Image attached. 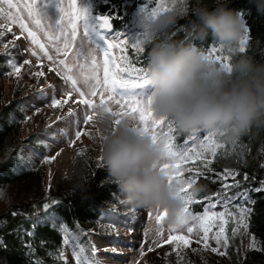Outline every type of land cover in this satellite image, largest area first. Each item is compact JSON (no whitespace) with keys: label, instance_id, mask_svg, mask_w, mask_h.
<instances>
[{"label":"snow or ice","instance_id":"1","mask_svg":"<svg viewBox=\"0 0 264 264\" xmlns=\"http://www.w3.org/2000/svg\"><path fill=\"white\" fill-rule=\"evenodd\" d=\"M152 2H155L157 6L149 9L148 3L141 5L132 17V25L130 27L125 25L127 31L118 32L114 31L113 22L122 17L115 12L114 6L107 13L93 14V0H67L66 4L65 0H30L23 7L14 3V0H0V20L4 21L0 22V37H4L6 33H13V25H18L20 36L26 33V38L38 48V51L31 49V55L36 57L37 64H42L41 57H43L55 65V67L49 66V72H55L67 90L60 98L52 96L49 105L51 108H63L69 103V98L76 94L72 103L83 112V124L95 127L97 135L100 136L97 117L100 113H104L112 117L114 125H119L123 120L133 121L138 126V131L150 136L153 143L162 146L166 162L161 166V170L170 184L175 183L178 186V195L183 201V207L176 221L172 223L166 219L167 211L159 206L154 208V212L149 211L146 214L148 218L155 221L156 226L155 239L152 245L148 246L149 252L168 245L178 258L183 259L182 253L186 249L191 248L193 253L200 251L191 247L193 238H195V244H202L203 249L211 248V252L223 257L227 255V249L230 247V237L226 234L227 226L230 223L236 225L231 227L232 238L242 232L247 234L250 227L249 219L253 214V208L249 207H240L238 213L234 214L227 210L229 205L238 197L243 198L245 203L251 201L248 193L251 191L264 192V181L260 182L259 187L248 188L243 192L238 191L235 196L230 195L229 189L241 186V180L237 178L239 172L225 169L222 173H217L214 167L215 161L228 155L241 156L245 154L248 146L242 144L240 140H234L227 142L232 145L229 150L226 144L218 142L217 137H223V133H210L207 130H204L201 136H197V132L192 133L180 146L176 143L175 125L165 117H157L151 110L146 71L143 67L136 65L145 51V45L151 43L157 35L149 33L145 28H138L136 19L137 16L150 19L159 11L169 8L164 0H152ZM170 2L171 6H175L177 3H183L184 0H170ZM101 3L107 6L110 0H101ZM49 9L54 10L55 15L50 13ZM245 33L241 51L246 50V42L249 39L247 27ZM175 35L176 33L172 34V36ZM20 36H14V39L19 40ZM172 36L165 35L164 38L171 39ZM4 48V55H8L9 44H5ZM117 49L124 53L119 63L112 54ZM129 51L137 56L136 61L129 60ZM97 54H102V60ZM208 54L217 63L225 67L229 66L228 56L224 55L223 50L216 46L215 42L209 46ZM23 63L27 65L31 61L24 60ZM7 64L12 69L8 75H15L19 78L23 65H18L13 59H8ZM31 76L43 77L45 73L41 70L31 73ZM49 87L53 86L49 85ZM95 98H98V102ZM70 117H76L71 121L73 125L79 122L77 109L69 107L65 116H58L57 121ZM25 119L30 118L25 117ZM165 128L168 129L167 132L164 131ZM60 131L67 137V133ZM82 135L95 139L90 132L80 128L74 132V139H68L69 146H73ZM38 143L46 147L42 141ZM238 147L239 151H237ZM221 149H224L223 154H221ZM261 153L264 154V146L261 148ZM59 154L57 152L56 155ZM82 154L83 150H78L77 155ZM17 159L23 160V157H17ZM54 159V156H44L43 162L50 163ZM96 167L99 171L103 170L101 157L97 158ZM185 173L188 174L187 178H185ZM97 174L98 172L93 173L94 176ZM213 174L222 181L220 193L213 194L211 197L205 196L202 200L196 199L193 186L197 179L199 177L212 179ZM229 177L232 178L233 183H223ZM249 179V175L244 173L243 180L247 182ZM110 182L105 178L100 183ZM212 199H216L217 204H222L225 211H211L210 209L217 206L210 202ZM61 203L55 199L43 203V212L37 215L33 227L41 221L55 224L60 219L56 209L61 206ZM251 203L254 205L255 201ZM200 204H206L202 214L190 210V207L194 208ZM66 211H72V207L69 206ZM11 215L15 217L20 213L12 211ZM213 229L216 231L210 236ZM60 231L65 233L63 243L73 247L75 264H101L98 251L93 248L89 253L87 247L80 245L79 237L69 233L64 224L60 225ZM165 233H167L166 236ZM26 235L31 237L34 232L27 231ZM210 240L215 242L216 247L210 246ZM254 247L255 240L253 239L249 243V248ZM0 248H6L2 238H0ZM221 248L224 251H220ZM112 252L115 253V249H112ZM140 255H144L143 250ZM58 259L61 264H66L62 252L59 253ZM30 264L34 262L30 261Z\"/></svg>","mask_w":264,"mask_h":264},{"label":"clouds","instance_id":"2","mask_svg":"<svg viewBox=\"0 0 264 264\" xmlns=\"http://www.w3.org/2000/svg\"><path fill=\"white\" fill-rule=\"evenodd\" d=\"M250 2L264 15V0ZM229 3L212 0L209 6L205 0H184L150 19L137 16L138 28L160 37L151 42L145 66L151 110L179 132L207 130L234 141L264 131V62L241 51L246 21ZM189 13L195 17L189 29L194 28L201 40L210 36L228 56V67L191 41L164 38ZM97 124L99 157L124 202L141 208L159 206L167 211V221L175 222L183 201L178 186L170 184L161 170L166 162L162 146L138 131L133 121L114 125L111 116L100 113ZM198 190L193 186L194 192ZM0 203H11L5 186H0Z\"/></svg>","mask_w":264,"mask_h":264},{"label":"trees","instance_id":"3","mask_svg":"<svg viewBox=\"0 0 264 264\" xmlns=\"http://www.w3.org/2000/svg\"><path fill=\"white\" fill-rule=\"evenodd\" d=\"M148 1L110 0V4L106 6L101 3V0H93V11L104 14L114 6L115 12L122 17L113 22L114 29L125 28V25L129 27L132 25L136 8L145 3L150 4ZM205 2L212 6V0H205ZM191 6L190 3L189 7ZM228 6L239 10L245 18L249 36L246 52L253 55L256 61L264 62V15L257 12L256 5L250 0H230ZM168 7H171V4ZM193 20H195L193 15L186 14L166 35L172 36L176 33L171 40L191 41L208 52L213 41L210 36L206 40H201L196 36L194 28L189 29L188 25ZM159 38L157 36L154 40ZM150 44L145 45V51L140 56L137 67L145 69ZM128 56L130 61L137 60V56L131 51ZM8 66L7 57L0 54V73H6ZM26 106L25 98L19 96L11 97L3 102L0 88V186L7 187L11 198L10 204L0 203V238L6 244V248H0V264H30V261L34 264L35 262L61 264L58 256L65 233L60 231V225L64 224L68 232L78 236L79 242L85 246L88 233L101 217L111 211L113 205L118 204L121 193L104 167L102 171L97 170V157L89 148L82 155L75 156L76 167L67 184L52 187L50 184L43 183L38 170L22 154L24 148L34 149L40 154L45 152L42 144L38 143L41 138H38L37 134L20 135V126L26 117ZM203 132L204 130L199 132L200 136ZM180 133L176 135V143L182 144L184 133ZM217 139L219 143L226 144V147L231 149V143H227L230 141L224 137H217ZM239 140L248 146L245 154L218 158L214 164L217 173H222L225 169L239 172L237 178L241 180V186L228 190L234 196L238 189L239 192H243L248 188L259 187L260 182L264 181V154L261 153V148L264 146V131L258 134L253 131ZM239 150L238 147L237 151ZM220 151L223 154L224 149ZM17 157H23V160H18ZM94 172L98 174L94 176ZM244 173L250 177L247 182L243 180ZM105 178L111 182L101 184V180ZM228 179L233 183L231 177ZM221 186L222 181L215 174L212 175V179L199 177L194 185L199 189L195 198L202 200L205 196L211 197L213 194L220 193ZM248 195L251 201H255L254 205L251 201L245 203L243 198L238 197L232 201L227 210L235 214L240 207L253 208L247 234L253 237L257 246L250 249L249 246L241 247L238 243L230 242L227 255L224 256L226 264H264V192L251 191ZM53 199L62 202L56 209L60 219L55 224L41 221L33 227L37 215L43 212V203ZM69 206L72 207V211H66ZM204 208L205 204H200L194 208L190 207V210L199 213ZM223 210L225 211V208ZM12 211H17L20 215L13 217ZM27 231L34 232V235L28 237ZM182 257L183 259L176 257L178 261L176 264H214L211 257L207 256L208 258L204 260L196 258L188 249L184 250Z\"/></svg>","mask_w":264,"mask_h":264},{"label":"rangeland","instance_id":"4","mask_svg":"<svg viewBox=\"0 0 264 264\" xmlns=\"http://www.w3.org/2000/svg\"><path fill=\"white\" fill-rule=\"evenodd\" d=\"M29 2L30 0H14V3L21 5V7ZM148 2L150 3L148 4L149 9L157 6V4L151 0ZM66 3L67 0H65V4ZM164 3L167 6L171 4L170 0H164ZM140 6L136 8L133 15L138 11ZM4 7L6 9V5ZM49 11L55 15L54 10L49 9ZM96 13L97 12L93 11V14ZM0 22L4 21L0 20ZM114 31L126 32L127 29L119 28L114 29ZM14 36H20L18 25H13V33H6L4 37H0V54L6 56L7 60L13 59L15 63L23 65V67L21 68L19 78L15 75H8V73L12 72L10 66H8V71L6 73H0L2 101L4 102L15 96L25 98L27 102L26 117L30 119H24L21 123L20 135L31 136V134H37V137L41 138V141L46 147H42L43 151H45L44 154H40L31 148L22 149V154L29 163L38 170L43 183L50 184L52 187H56L58 184H67L68 179L74 173L76 167L75 156L78 150H83L84 153L89 148L97 158L99 157V135H97L95 127L83 124V112L77 108L76 104L72 103L76 94H73V97L69 98V103L64 105L63 108L53 109L49 106L53 95L57 98L64 95V91L67 90L66 86L63 84L61 78L55 75V72H49V66L55 67L51 61L41 57L42 64H37L36 57L31 55V49H36L38 51V48L32 45L31 41L26 38V33L24 36H20L19 40H15ZM5 44H9V48L7 49L8 55H4ZM112 54L116 57L117 63L120 62V57L124 55L119 49L114 50ZM97 55L98 58L102 60V54ZM24 60H30L31 63L25 65L23 63ZM41 70L45 73V76H31V73ZM49 85L53 87H49ZM95 99H97L98 102V98ZM69 107L77 109L79 122L76 125L71 123L76 117L57 121L58 116H65ZM37 109H39V111H36ZM49 125H51V127H49ZM97 127H99L98 124ZM80 128H84L86 132H90L95 139L87 135H82L81 139L70 147L67 142L68 139H74V132ZM60 130L67 133V137L62 135ZM164 131L167 132L168 129L165 128ZM199 132L200 131L196 133L197 136H200ZM180 134L181 133L176 130L175 137ZM190 135L192 134L186 135V133H184L183 142ZM183 142L182 144H177L182 146ZM189 146H191V144H189ZM57 152L60 154L56 155ZM44 156H54L55 159L50 163L43 162ZM187 175L188 174L185 173V178H187ZM231 182L232 181L227 179L224 183L230 184ZM237 191H239V189ZM229 194L234 196L233 193ZM124 199V196L121 194L118 199V204L113 205L111 211L107 215L101 217L93 226L91 232L88 233L85 246L87 245L86 247L89 253H91L93 248L98 251V259L101 261V264H176V262H178L176 259L177 256L172 252L171 246L165 245L162 249H156L153 252L148 251V246L152 245L155 239L154 233L156 226L155 221L148 218L146 214L149 211L154 212L155 209L141 208L128 203H121ZM210 202L212 204H217L216 199H212ZM223 208L224 206L222 204H217L215 208L210 210L221 212L224 211ZM204 209L199 213L202 214ZM235 226L236 225L232 223L227 226L228 230L226 234L230 237V242L238 243L241 247L249 246L250 241L253 240V237L249 234H244L242 232L236 235L235 238H232L231 227ZM130 229H132V231H129ZM215 231L216 229H213V233L209 235L211 236ZM166 235L167 233H165V236ZM194 240L195 238H193L191 247L197 248L200 251L193 253L191 248L188 250L193 253L196 258L204 260L209 256L214 264H226L224 256L221 257L218 253L211 252V248L203 249L202 244L197 245ZM209 243L211 247H216L214 241L210 240ZM80 245L82 246L81 243ZM255 246H257L256 242ZM112 249H115V253L112 252ZM141 250L144 252L143 256L140 255ZM220 251H224V249L221 248ZM61 252L63 253L66 264H75L72 246L65 245L62 242L60 253Z\"/></svg>","mask_w":264,"mask_h":264}]
</instances>
